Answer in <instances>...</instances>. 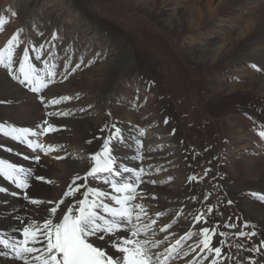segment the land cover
Returning a JSON list of instances; mask_svg holds the SVG:
<instances>
[{
    "label": "bare ground",
    "instance_id": "6f19581e",
    "mask_svg": "<svg viewBox=\"0 0 264 264\" xmlns=\"http://www.w3.org/2000/svg\"><path fill=\"white\" fill-rule=\"evenodd\" d=\"M93 1L2 0L0 16L10 20L6 26L11 28L2 36L0 48L17 29H23L21 39L26 44L44 43L46 49L49 48L47 41L51 40V34L57 32L58 39L52 41L56 47L50 49L56 57L54 62L61 65L57 71L62 70V62L65 59L73 65L81 61L83 63L68 81L57 82L51 86L49 97L79 93L80 99L61 106L73 115L55 120L57 125L64 128L52 134L50 140L43 138L46 143L64 145L67 153L77 159L57 161L42 157L41 163L46 167L40 168L31 159H24L25 156L34 155L30 149L4 137L2 133L0 159H6L25 169L33 167L35 171L46 174L49 179L59 184V187H53L50 193L51 197H58L75 172L83 174L85 171L87 159L80 157H86L87 153L98 150L100 141L93 138L100 135L99 129L106 122L109 125L117 123L125 129V135L128 134L129 123L138 125L146 129V135L141 139L147 146L146 155L152 157L142 162L150 173V176L144 178L166 182L155 186L142 185L147 192L157 196V201L154 202L156 207H150V214L157 210L167 212L170 209L171 212L160 217L158 223L171 222L170 217L177 220L170 230L175 231L177 235L170 237L168 243L174 242V239L179 238L189 227L188 221L191 217H174L179 208L187 205L188 209L195 213L197 210H203L204 205L211 204L216 209L212 217L214 222L221 225L234 222L238 225L235 229L220 228L226 233L223 239L230 245L226 252L232 256L226 264H249V256L259 264H264V249L261 253H248L235 247L238 243L251 247L258 244L260 239H264V207L258 206L257 202L246 195L250 191H264V141L259 140L252 121L247 118L252 116L257 125L260 124L259 120L264 122V74L253 71L249 67L252 63L247 67L239 60L246 56L248 59L261 56L259 61L264 64V0H209L210 8L206 10L200 7L202 4L199 6L202 0H177L185 4L190 1L180 16L176 15L179 9L168 4L167 0H100L112 5L124 4V7L129 6L146 16L156 11V23L168 33L182 37L178 43L183 64L192 63L195 68L210 65L211 69L224 66L225 72L218 76L216 73L206 72L204 84L207 89L203 91L204 87L199 88L196 97L192 99L194 103H190L195 105L196 112L203 120L215 122L216 118H220L219 125L223 137L204 142L196 147L198 149L192 148V154L187 152L188 138L177 108L164 106L161 91L156 89L161 77L152 72L153 69L156 70L155 62L149 55L145 56L144 62L135 57L138 48L136 42L139 40L133 39V27L128 30L116 22H101L106 18L100 16ZM230 11L235 15L246 16L244 26L237 23V20L235 22L229 19H214L211 28H208V15L218 17L220 13ZM12 12L16 13L15 17H12ZM222 28L227 29L226 32ZM38 32H43L44 36H39ZM232 35L234 36L231 39L223 41L222 37ZM125 42L133 43L132 59L130 68L119 70L118 57ZM19 51L17 49V52ZM90 61L95 63L89 64ZM234 77L239 78L238 83L233 81ZM57 80H60L59 76ZM152 81L157 82V85L151 84ZM236 95L246 97L253 105L243 108L244 112L238 113V116H232L226 104ZM0 99L12 101L0 105V123L16 127H34L44 117V109L33 99L32 94L22 90L15 81L7 77L3 68H0ZM80 108L87 111L81 113ZM109 112L110 116L107 115ZM165 118L170 121L168 125L163 123ZM172 128L176 129L174 135L169 134ZM88 140H93V143L88 144ZM9 148L12 149L11 152L8 151ZM129 151L120 149L121 154ZM196 162L198 166L191 167V164ZM148 165H152V168H148ZM130 166L136 164L131 162ZM161 166L162 170L155 172V168ZM209 168L211 171L205 176V169ZM217 173L224 178L217 176V179L213 180L212 177ZM194 174L203 179L189 185L187 177ZM0 186L9 188V193H0V230L10 233L12 228L19 227L17 216L39 218L45 215L35 206L28 205L22 194L12 196V191L21 190L2 177ZM48 187L52 186H46L39 194L33 195L47 197ZM209 191L212 196L208 201L193 204L187 199L192 195L202 199L203 194ZM228 200L234 203L228 205ZM229 217H232V220H229ZM237 217L240 219H236ZM244 221L249 222V228L242 227ZM253 225L258 230L257 237L249 240L233 236L238 230H252ZM163 235L165 234L158 232L157 238H162ZM188 259H191V256L178 260L175 264H186ZM0 264L13 262L0 258ZM14 264L21 262L16 261Z\"/></svg>",
    "mask_w": 264,
    "mask_h": 264
},
{
    "label": "snow or ice",
    "instance_id": "6c2138e0",
    "mask_svg": "<svg viewBox=\"0 0 264 264\" xmlns=\"http://www.w3.org/2000/svg\"><path fill=\"white\" fill-rule=\"evenodd\" d=\"M11 15L15 17L16 13L12 12ZM8 23L9 19L0 16V31ZM22 31L23 29H17L0 48V68L22 90L32 94L33 99L44 109V117L34 127L0 123V133L30 149L34 155L25 156L24 159H31L40 168L46 167L41 163L42 157L57 161L77 159L67 153L64 145L46 143L43 138L50 140L52 134L64 128L57 125L55 120L73 115L61 106L80 99L79 93L49 97L51 86L68 81L81 68L83 61L73 65L65 59L62 70L57 71L61 65L54 62L56 57L50 50L56 47L52 41L58 39L57 32L51 34V40L47 41L49 48L46 49L44 43L26 44L21 39ZM37 34L44 36L43 32ZM17 49L20 51L17 52ZM91 63L95 61H90L89 64ZM249 67L264 74V64L252 63ZM233 81L238 83L239 78L234 77ZM9 103L12 101L0 99V105ZM86 111L87 109L80 108L81 113ZM107 115L110 116L111 113ZM247 118L252 121L259 140L264 141V123L257 125L252 116ZM163 123L168 125L170 121L165 118ZM175 131L172 128L169 134L174 135ZM99 133L93 138L100 141L98 150L80 157L87 159L85 171L83 174L75 172L58 197H51L50 193L59 184L46 174L35 171L33 167L25 169L6 159H0V177L21 190L10 194L14 197L22 194L28 205L45 213L39 218L17 216L19 227L12 228L10 233L0 230V258L10 260L13 264L16 261L21 264H175L189 256L191 259L186 260V264H226L232 259L226 252L230 247L223 239L226 233L220 228L235 229L238 225L234 222L223 225L214 222L212 217L216 209L211 204L204 205L203 210L195 213L187 205L179 208L174 217H191L189 227L174 242L168 243L170 237L177 235L175 231H170L177 220L170 217L171 222L158 223L160 217L168 215L171 210H157L150 214V207H156L154 202L157 201V196L142 187L166 183L163 180L144 178L150 176V173L142 162L152 158L146 155L147 146L141 139L146 135L145 128L129 123L128 134L125 135V129L117 123L109 125L106 122ZM87 143L92 144L93 140H88ZM121 148L130 151L121 154ZM8 151L11 152L12 149L9 148ZM131 162L136 166H130ZM148 168H152V165H148ZM161 170L162 166L155 168L157 173ZM210 171V168L205 169V176ZM217 176L224 178L217 173L212 179L216 180ZM202 179L203 177L194 174L187 177V182L191 185ZM46 186H52L47 188V197L33 195L39 194ZM0 193H9V188L0 186ZM246 195L257 202L258 206L264 207V191H250ZM211 196L212 192L209 191L203 194L202 199L196 195L187 199L196 204L208 201ZM233 203L232 200L227 201L228 205ZM228 219L232 220V217ZM242 227L249 228V222L244 221ZM157 230L165 235L157 238ZM258 235L254 225L252 230L233 233L238 239L243 237L249 240ZM235 247L248 253H261L264 239L251 247L239 243ZM247 259L249 264H259L251 256Z\"/></svg>",
    "mask_w": 264,
    "mask_h": 264
},
{
    "label": "rangeland",
    "instance_id": "374dc122",
    "mask_svg": "<svg viewBox=\"0 0 264 264\" xmlns=\"http://www.w3.org/2000/svg\"><path fill=\"white\" fill-rule=\"evenodd\" d=\"M208 1L209 0H202V2L199 3V6L202 4V6L200 7L205 8V10L210 8ZM93 2L98 8L100 16H104V18H106L105 20L102 19L101 22H116V24H119L120 26L127 28L128 30L133 27V31L131 33L134 36L133 39L139 40L138 42H136L138 48L136 50L135 57L137 60H141L144 62L145 56L149 55L150 59L155 62L156 70L152 68V72L153 74H156V76H160L161 81H158V85L155 81H152L151 84H153L154 86L157 85L156 89H159V91H161L164 106L168 108L170 107L172 109L173 107L177 108V113L181 117V123L184 133L188 138V154L194 153L192 151V148L198 149L196 147H199V145L204 142H212L216 139L222 138L223 131L221 126L219 125L220 118H216L215 122H210V120H203L196 112L195 105L190 103H194L192 99L193 97H196L199 88L204 87L203 91L207 89V86L204 84V76L206 75V72H210L211 74L216 73V75L218 76L222 72H225L224 66L214 67L215 69L213 68V70L211 69L210 65L199 66L195 68L192 63L186 62L188 65L183 64L182 59H180L179 55V53H181V49L178 43V40H180L182 37H177L176 35L170 34L166 30H163L156 23V17H158L156 11H154L153 14L146 16L142 13H138V11H134L129 6L125 5L124 7V4L112 5L108 2H100V0H94ZM166 2L172 6H176V8L179 9L176 14L177 16H180L184 12V10H186L187 5L190 3L189 1L187 4H185V2H178L177 0H167ZM1 3L2 0H0V4ZM163 3L166 4L165 2ZM208 17V23L210 25L208 26V28H211V23L214 19H229L231 21L234 20L235 22L237 20V23L244 26V20L246 16L235 15L230 11V13H220L218 14V17L217 15L214 16L211 14L208 15ZM10 28V26L7 27L5 25L4 30L0 31V41L2 36L7 33ZM222 30L226 32L227 29L222 28ZM233 36L234 35L222 37V39L223 41H227ZM132 47L133 43H123L121 47V54L118 57L119 70H126L130 68V60L132 59ZM248 58L249 57L246 56L244 59L239 60L244 63L245 66H249V64L251 63H262L259 61L260 58H262L261 56L252 57L250 59ZM142 69H144V66L142 67ZM243 97L244 96L239 97V95H236L231 99L230 103L226 104V107H228L227 110L229 111L230 115L232 114V116H238V113L244 112L242 111L243 108L253 105L250 100H248L246 97ZM259 123L264 122L259 120ZM195 165L198 166L197 162L196 164H191V167Z\"/></svg>",
    "mask_w": 264,
    "mask_h": 264
}]
</instances>
